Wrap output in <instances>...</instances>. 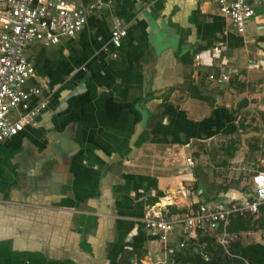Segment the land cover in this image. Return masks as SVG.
Returning a JSON list of instances; mask_svg holds the SVG:
<instances>
[{
  "label": "crops",
  "instance_id": "crops-1",
  "mask_svg": "<svg viewBox=\"0 0 264 264\" xmlns=\"http://www.w3.org/2000/svg\"><path fill=\"white\" fill-rule=\"evenodd\" d=\"M255 8L238 32L217 0H113L73 37L25 48L26 86L41 90L31 103L45 107L0 141V264L154 262L163 245L142 222L147 208L168 197L163 212L185 214L253 195L244 180L261 170L246 173L244 129L251 105L264 110ZM115 19L127 34L114 57ZM222 66L228 79H211ZM245 215L252 228L237 237L264 242V204Z\"/></svg>",
  "mask_w": 264,
  "mask_h": 264
},
{
  "label": "built area",
  "instance_id": "built-area-1",
  "mask_svg": "<svg viewBox=\"0 0 264 264\" xmlns=\"http://www.w3.org/2000/svg\"><path fill=\"white\" fill-rule=\"evenodd\" d=\"M219 11L226 15L238 32H243L255 7L264 8V0H217ZM113 0H90L85 6H78L74 0H0V141L17 135L25 125L32 124L44 109L45 102L32 105L31 97L41 93L40 87H27L28 79L34 74V65L25 48L35 42L44 45L55 44L63 37H73L86 23L89 12L103 8L111 9ZM127 34L126 27L115 19L110 31V43L114 47L112 56ZM217 50V47H214ZM199 64V62L197 61ZM217 82L228 79L224 66L217 76L209 75ZM187 164L192 159L186 157ZM165 201L147 208L142 222L145 228L163 245V257L149 264H170L175 254L184 248L190 253L199 252L209 258L202 245L196 242L197 233L212 230L220 223L226 224L231 214H257L264 204V170L254 180L253 195L239 204L229 207H210L200 203L196 210L185 214L163 212ZM179 231V238L171 239V233ZM232 239L223 230L219 235L222 244ZM145 260H133L131 264H147Z\"/></svg>",
  "mask_w": 264,
  "mask_h": 264
},
{
  "label": "trees",
  "instance_id": "trees-1",
  "mask_svg": "<svg viewBox=\"0 0 264 264\" xmlns=\"http://www.w3.org/2000/svg\"><path fill=\"white\" fill-rule=\"evenodd\" d=\"M247 216L230 215L224 227L220 223L212 230L197 233L196 242L202 245V251L209 254L208 259L199 252L190 253V248H184L175 254V262L170 264H264V242L243 244L237 237L240 231L252 228ZM223 228L228 234L236 235L226 244L219 240Z\"/></svg>",
  "mask_w": 264,
  "mask_h": 264
},
{
  "label": "rangeland",
  "instance_id": "rangeland-1",
  "mask_svg": "<svg viewBox=\"0 0 264 264\" xmlns=\"http://www.w3.org/2000/svg\"><path fill=\"white\" fill-rule=\"evenodd\" d=\"M262 101L264 98H261ZM255 102V101H254ZM253 108L247 110V125L244 135V140L246 142V149H248V157L245 158L248 168L250 171L246 173L249 175H256L260 170L264 169V110L258 108V105H251ZM262 138V139H260ZM217 148V145H216ZM263 160V162H261ZM218 161H222L220 158ZM244 189L247 192H252L253 180H244ZM250 192V193H251ZM242 239V237H241Z\"/></svg>",
  "mask_w": 264,
  "mask_h": 264
}]
</instances>
